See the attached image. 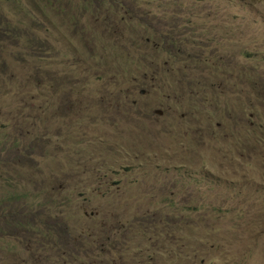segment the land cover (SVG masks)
<instances>
[{"label":"rangeland","instance_id":"obj_1","mask_svg":"<svg viewBox=\"0 0 264 264\" xmlns=\"http://www.w3.org/2000/svg\"><path fill=\"white\" fill-rule=\"evenodd\" d=\"M0 264H264V0H0Z\"/></svg>","mask_w":264,"mask_h":264},{"label":"trees","instance_id":"obj_2","mask_svg":"<svg viewBox=\"0 0 264 264\" xmlns=\"http://www.w3.org/2000/svg\"><path fill=\"white\" fill-rule=\"evenodd\" d=\"M213 86V84H211ZM4 87H5V90L10 93L12 91V89H8L6 83L4 84ZM184 94L186 95V93L184 92ZM211 107H214L213 105H210ZM2 108V107H1ZM200 108V107H199ZM56 113V112H55ZM17 121H20V120H17ZM39 196H42L43 195V191L41 192H38Z\"/></svg>","mask_w":264,"mask_h":264},{"label":"clouds","instance_id":"obj_3","mask_svg":"<svg viewBox=\"0 0 264 264\" xmlns=\"http://www.w3.org/2000/svg\"><path fill=\"white\" fill-rule=\"evenodd\" d=\"M1 109L5 110V106H3Z\"/></svg>","mask_w":264,"mask_h":264}]
</instances>
